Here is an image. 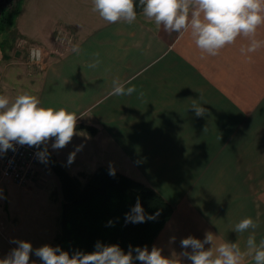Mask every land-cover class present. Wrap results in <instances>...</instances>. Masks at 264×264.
Returning <instances> with one entry per match:
<instances>
[{
  "label": "crops",
  "instance_id": "1",
  "mask_svg": "<svg viewBox=\"0 0 264 264\" xmlns=\"http://www.w3.org/2000/svg\"><path fill=\"white\" fill-rule=\"evenodd\" d=\"M258 36L264 39V26ZM245 43L238 38L213 57L201 53L189 33H168L141 12L132 25L109 24L92 11V0H25L0 32V94L14 99L29 92L45 107L75 112L77 125L94 128V134L76 128L67 146L54 150L49 141L48 150L81 183L111 166L157 191L173 212L148 249L190 264L179 256L188 236L203 240L210 231L243 247L249 233L233 228L252 217L257 241L264 238V49L249 60L240 53ZM32 46L44 51L39 65L29 61ZM96 52L102 64L93 70L88 64ZM114 78L136 85L137 93L111 95ZM193 100L207 109L204 116L190 109ZM53 174L43 163L32 184L47 192L42 203L54 222L40 234L42 246L52 245L59 231L63 197ZM7 184L0 181L2 228L15 219ZM52 187L59 196L49 193ZM31 261L41 264L32 254Z\"/></svg>",
  "mask_w": 264,
  "mask_h": 264
},
{
  "label": "clouds",
  "instance_id": "2",
  "mask_svg": "<svg viewBox=\"0 0 264 264\" xmlns=\"http://www.w3.org/2000/svg\"><path fill=\"white\" fill-rule=\"evenodd\" d=\"M163 30L183 35L189 33L197 49L208 56H217L227 46L233 45L238 38L246 43L240 47V53L248 58L264 49V39L259 38L258 30L264 26V0H92V11L109 24L123 22L132 25L136 22L138 11ZM77 55L80 48L74 46ZM29 58L39 64L42 50L33 48ZM102 64L99 52H96L88 67L95 70ZM130 83V82H129ZM136 85L126 87L119 78L112 80L111 95L131 96L137 93ZM144 93L139 92V97ZM190 109L197 117L207 113V109L193 100ZM78 116L66 108L45 107L41 100L29 92L17 95L14 99L0 94V154L9 150L16 151V146L36 147L37 159L47 163L49 158L48 142L52 149L59 150L67 146L74 135ZM79 150V148L77 149ZM75 159V152L70 153L68 163ZM109 175L115 176V169L109 167ZM159 212L147 215L140 203L125 214L126 223H143L155 220ZM113 222L109 221L108 226ZM258 222L252 217H245L234 225L237 234L249 233L244 246L238 241L219 240L212 232H206L203 240L188 236L180 241L182 251L179 256L190 264H243L251 258L253 264H264V238L257 241L254 234ZM173 242L175 237L172 238ZM17 247L7 256L0 258V264H30V255L39 258L41 264H182L175 255L163 256L162 249L153 246L132 248L127 253L118 245H105L97 242L92 252L76 251L71 256L59 246L45 244L33 249L30 242L12 240ZM210 244L209 248H205ZM191 249V251H188ZM135 253V254H134ZM31 264H36L31 261Z\"/></svg>",
  "mask_w": 264,
  "mask_h": 264
},
{
  "label": "trees",
  "instance_id": "3",
  "mask_svg": "<svg viewBox=\"0 0 264 264\" xmlns=\"http://www.w3.org/2000/svg\"><path fill=\"white\" fill-rule=\"evenodd\" d=\"M11 2L0 7V30L15 19L23 0L17 5ZM76 128L95 133L94 128L82 124ZM48 152L47 163L59 180L63 197L59 231L51 246H59L70 256L76 251H94L97 242L118 244L125 253L130 245L133 249L150 246L173 212V207L157 191L116 171L115 176H111L109 168L104 166L98 167L81 183ZM138 197L147 215L159 212V216L143 223H126L125 214L134 207ZM109 221L113 222L112 226H108Z\"/></svg>",
  "mask_w": 264,
  "mask_h": 264
},
{
  "label": "rangeland",
  "instance_id": "4",
  "mask_svg": "<svg viewBox=\"0 0 264 264\" xmlns=\"http://www.w3.org/2000/svg\"><path fill=\"white\" fill-rule=\"evenodd\" d=\"M24 3L25 0H23L21 7ZM14 20H10L7 25L13 24ZM53 176L57 180L56 175L53 174ZM4 183H8L3 188L7 190L8 207L12 217L15 219H12L13 222L10 220L3 228L0 225V258L7 256L11 249L17 247L16 244L10 242L14 239L30 242L33 249L41 247L42 239L40 238V234H45L47 231L50 232V229L54 226L52 218L45 213L48 209L47 204L42 203V200L46 199L47 192L44 193L41 190H36L32 184L31 188L33 190L29 192L25 191V187L17 186L12 182L4 181ZM28 187L30 185L26 186V188ZM53 190L54 187L50 189L49 193L59 196V189H55V192ZM26 201L28 202L27 205L25 204ZM19 202L23 204L21 210L24 211L23 213L19 210ZM32 257H36L34 252Z\"/></svg>",
  "mask_w": 264,
  "mask_h": 264
},
{
  "label": "built area",
  "instance_id": "5",
  "mask_svg": "<svg viewBox=\"0 0 264 264\" xmlns=\"http://www.w3.org/2000/svg\"><path fill=\"white\" fill-rule=\"evenodd\" d=\"M33 48H39L42 50V59L44 51L38 46H32L28 52V58L30 51ZM31 64L33 63L30 58ZM42 61V60H41ZM36 147L28 146H16V151L9 150L5 154H0V181H8L13 184L25 187L33 184L37 179L38 169L43 164L40 162L35 153L39 151Z\"/></svg>",
  "mask_w": 264,
  "mask_h": 264
},
{
  "label": "flooded vegetation",
  "instance_id": "6",
  "mask_svg": "<svg viewBox=\"0 0 264 264\" xmlns=\"http://www.w3.org/2000/svg\"><path fill=\"white\" fill-rule=\"evenodd\" d=\"M11 0H1L0 1V7L1 6H5L6 4H8Z\"/></svg>",
  "mask_w": 264,
  "mask_h": 264
},
{
  "label": "water",
  "instance_id": "7",
  "mask_svg": "<svg viewBox=\"0 0 264 264\" xmlns=\"http://www.w3.org/2000/svg\"><path fill=\"white\" fill-rule=\"evenodd\" d=\"M0 1H1V0H0ZM18 1H19V0H12V2H11L12 4H11V5H17ZM11 5H10V6H11Z\"/></svg>",
  "mask_w": 264,
  "mask_h": 264
}]
</instances>
